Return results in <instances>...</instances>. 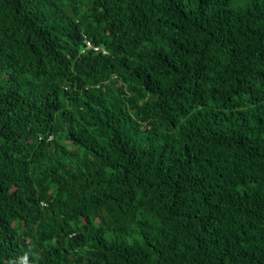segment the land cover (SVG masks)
Wrapping results in <instances>:
<instances>
[{
	"label": "trees",
	"instance_id": "obj_1",
	"mask_svg": "<svg viewBox=\"0 0 264 264\" xmlns=\"http://www.w3.org/2000/svg\"><path fill=\"white\" fill-rule=\"evenodd\" d=\"M0 264H264V0H0Z\"/></svg>",
	"mask_w": 264,
	"mask_h": 264
},
{
	"label": "built area",
	"instance_id": "obj_2",
	"mask_svg": "<svg viewBox=\"0 0 264 264\" xmlns=\"http://www.w3.org/2000/svg\"><path fill=\"white\" fill-rule=\"evenodd\" d=\"M88 50L97 51V50H102V49L100 46L95 45L91 40L86 39L85 40V47H84L83 51H88ZM103 52H104V54H108V51H106V50H103Z\"/></svg>",
	"mask_w": 264,
	"mask_h": 264
},
{
	"label": "clouds",
	"instance_id": "obj_3",
	"mask_svg": "<svg viewBox=\"0 0 264 264\" xmlns=\"http://www.w3.org/2000/svg\"><path fill=\"white\" fill-rule=\"evenodd\" d=\"M88 39V38H85L84 39V46H83V49H82V52H86V51H83L84 50V47H85V40Z\"/></svg>",
	"mask_w": 264,
	"mask_h": 264
}]
</instances>
